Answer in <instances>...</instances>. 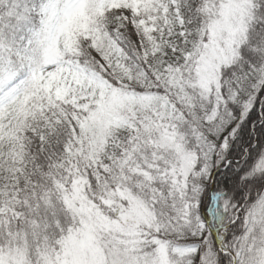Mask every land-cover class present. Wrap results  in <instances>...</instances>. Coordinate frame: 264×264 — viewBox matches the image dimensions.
<instances>
[{"label": "snow or ice", "instance_id": "snow-or-ice-1", "mask_svg": "<svg viewBox=\"0 0 264 264\" xmlns=\"http://www.w3.org/2000/svg\"><path fill=\"white\" fill-rule=\"evenodd\" d=\"M0 264H264V0H0Z\"/></svg>", "mask_w": 264, "mask_h": 264}]
</instances>
